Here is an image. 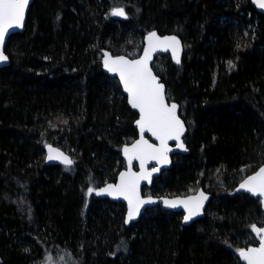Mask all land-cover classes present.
Listing matches in <instances>:
<instances>
[{
  "label": "trees",
  "instance_id": "1",
  "mask_svg": "<svg viewBox=\"0 0 264 264\" xmlns=\"http://www.w3.org/2000/svg\"><path fill=\"white\" fill-rule=\"evenodd\" d=\"M122 7L127 18L111 15ZM177 35L179 64L152 67L179 104L187 155L144 192L212 195L204 218L148 209L123 224L125 206L89 187L114 182L120 149L136 137V114L101 51L139 54L145 33ZM0 69V264H32L46 252L74 264H242L257 244L260 200L232 194L264 163V15L249 0H33L22 33L5 45ZM67 151L71 167L46 166L44 146Z\"/></svg>",
  "mask_w": 264,
  "mask_h": 264
},
{
  "label": "snow or ice",
  "instance_id": "2",
  "mask_svg": "<svg viewBox=\"0 0 264 264\" xmlns=\"http://www.w3.org/2000/svg\"><path fill=\"white\" fill-rule=\"evenodd\" d=\"M29 0H0V45H3L5 34L9 29L21 27L23 24L25 10ZM259 8L264 9V0H253ZM113 16L127 18L122 7L111 11ZM180 41L175 37H165L161 39L155 32L148 36V48L144 50V55L139 59H126L123 56L113 58L107 52L104 53V66L109 72L117 73L123 83L124 90L128 93L129 103L132 108L138 109L140 118L137 124L140 130V140L135 142L131 148L125 147L124 154L128 159L129 170L121 173L120 183L117 185L108 184L107 187L96 191V195L108 194L114 197H123L128 202L127 221L136 218L139 214L140 206L145 203H152V200H142L139 195L141 180H150L153 172L159 171L153 167L151 171H146L144 165L149 160L157 163H168L169 140L180 142L185 128L183 122L177 115L178 106L172 103L170 106L165 102L164 86L158 83L157 78L149 68V60L152 52L158 48L167 50L172 48L173 56L179 63ZM7 60L3 51L0 50V61ZM149 132L156 140L160 141V146L149 143L144 139V133ZM180 148H184L182 142L178 143ZM48 160H59L66 166H71L73 161L62 152L48 146ZM133 160H139L141 172L131 171ZM240 187L247 190L254 196L264 197V166L249 177H247ZM93 187L87 189V194L91 195ZM207 196L201 192L198 196L190 197L186 200H164L167 207L176 208L183 205L187 210L184 220L187 222L193 216L199 215L203 207V201ZM264 202V201H262ZM251 231L259 238V246L251 247L247 250H239V256L247 264H264V226L258 227L255 223L251 226Z\"/></svg>",
  "mask_w": 264,
  "mask_h": 264
},
{
  "label": "water",
  "instance_id": "3",
  "mask_svg": "<svg viewBox=\"0 0 264 264\" xmlns=\"http://www.w3.org/2000/svg\"><path fill=\"white\" fill-rule=\"evenodd\" d=\"M249 1H250V4L256 10V12L261 13V14L264 15V9L259 8L255 3H253V0H249ZM32 2H33V0H29L28 6H27V8L25 10V16H24V20H23L22 26L21 27L11 28L5 34L4 43H3V45H0V50L3 51V53H4L5 56H6V54H5L4 49H5V45H6L7 40H8V38L11 35L17 34V33H22L23 32L24 26H25V22H26L27 13L29 11V8H30ZM114 18H116V19H124V17H121V16H114ZM153 32H155L156 35L158 37H160L161 39H163L165 37H173V36H175L180 41V45H179V60H181V57H182V54H183V51H184V47H183V43H182L181 39L177 35H174V34H162L161 35L156 30L149 31V32H147V33L144 34V36L142 38L141 50H140L139 54L136 55V56H134V57H130V56L125 55V54H112L109 50H105V49L101 51L100 63H101V69H102V71L106 75H108L109 77H112V78H115L116 79V81H117V83H118V85H119V87L121 89V92H122L123 96L126 99L127 106L130 108V110L132 112H134L136 114V118H135V120L133 122L134 128L136 129V137L133 140H131L130 142L123 144L122 147H121V149H120L121 158H122V160L124 162V168L121 169L118 172L115 181L114 182H110V183H105V184H102L100 186H97L96 188H94L93 195L97 199L108 200V201H110L112 203H118V202L123 203L124 206H125V213H124V217H123V224L126 227L137 223V221L140 219V217L144 214V212L146 210L152 209V208H154L156 206H159L164 211H168V212H172V213H181V224H182V226H189L190 224L196 222L197 220H200V219L204 218L207 205H208L209 201L212 198V195L210 193L206 192L202 187H199L195 191H193V192H191L189 194H186V195H172V196L162 195V196H158V195H153L152 193L146 194L144 192V189L145 188H151L153 179L159 177L163 171L169 170L171 168V166H172V157L174 155H187L189 153V150H188L187 145H186V135H187L188 129H187V126H186L185 121L179 116L180 106L175 101H168L167 100L165 85H164V83L161 82L160 78L155 74V72L153 70V67H152L155 59L157 57H159V56H162V55L169 56V58L171 59V61L174 64H179L180 63V62L179 63L176 62V59L173 56V52H172V48L171 47H169L167 50H163L162 48H158L157 50L153 51L152 52V55H151V59L149 60V68L151 69L153 75L157 78L158 83L163 84V86H164V95H165V102H166V104H168L170 106L172 103H175L178 106L177 115H178L179 119L183 122L184 128H185V131H184V133H183V135L181 136V139H180V142L183 143L184 148H180L178 146V143H180V142H178L176 140H169L167 142L168 148L170 149V151H168V153H167V155H168V163H166V164H160V163H157L155 160H149V161H147L145 163L144 169L146 171H151V169L153 167L158 168L159 171L153 172L152 175H151L150 180H141L140 181L139 195H140V199H142V200H152L154 202H152V203H145V204L141 205L140 206L139 214L136 216L135 219H133V220H131L129 222H126L127 221V214H128V202L122 196L121 197H114V196H111V195H108V194L96 195V191H98L101 188L107 187L108 184L117 185V184L120 183V175H121V173H126L129 170L128 159L125 156L123 150H124L125 147L131 148L132 145L135 142H137L138 140H140V136H141L140 130H139V126L137 124V120H139V118H140L139 110L138 109H134V108L131 107V105L129 103V99H128V93L124 90V86H123V83L120 80L119 75L117 73L109 72L107 70V68L104 66V58H105L104 57V53L107 52L113 58L120 57V56H123L126 59H130V60L142 58L143 55H144V50L146 48H148V36L151 33H153ZM8 65H9V59H8V57H7V60L0 61V69L3 68V67H7ZM143 135H144V139H146L149 143L155 145L156 147H159L160 146V141L156 140V138L153 137L151 135V133L145 132ZM48 146H51L53 149H56L59 152H62L64 155L68 156L72 160L71 155L67 151L63 150L62 148H60V147H58V146H56L54 144H46L44 146V148H43L44 149V164L46 166H64V167H71L73 165V163H72L71 166H66L64 163H61L59 160H51V161L48 160L47 159ZM261 166H264V163L262 165H260L255 172H253L252 174L244 177L241 181H239V183L233 189L232 194H235V195H238V194H248V195H250L254 199H259L260 200L261 209L264 211V202H262V201H264V197L254 196L250 192H248L247 190L242 189L240 187L241 183H243V181L247 177H249L251 175H254L259 170V168ZM131 171H133L135 173H138V174L141 172V166H140L139 160H133L132 161ZM201 192H203L207 196V199L203 201V207L200 210V214L199 215H196V216H193L192 219L189 220V221H187V222L184 220V217L188 213H187V210L184 208L183 205H180V206H178L176 208H171V207H167L164 204V200L165 199H168V200H186V199H189L190 197L198 196ZM262 226H264V224ZM252 234L257 239V244L256 245L249 246L247 248H243V250H247L248 248L258 247L259 246V238L256 237V234L255 233L252 232ZM236 257L240 260V262L242 264H247V262L245 260H243L239 256V251L236 253Z\"/></svg>",
  "mask_w": 264,
  "mask_h": 264
},
{
  "label": "rangeland",
  "instance_id": "4",
  "mask_svg": "<svg viewBox=\"0 0 264 264\" xmlns=\"http://www.w3.org/2000/svg\"><path fill=\"white\" fill-rule=\"evenodd\" d=\"M32 264H74V261L69 254L53 250L46 252L41 260H35Z\"/></svg>",
  "mask_w": 264,
  "mask_h": 264
}]
</instances>
